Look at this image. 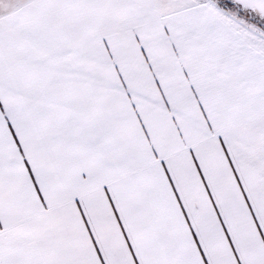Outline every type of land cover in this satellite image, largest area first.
Here are the masks:
<instances>
[{"label": "snow or ice", "instance_id": "obj_1", "mask_svg": "<svg viewBox=\"0 0 264 264\" xmlns=\"http://www.w3.org/2000/svg\"><path fill=\"white\" fill-rule=\"evenodd\" d=\"M0 264H264V0H0Z\"/></svg>", "mask_w": 264, "mask_h": 264}]
</instances>
